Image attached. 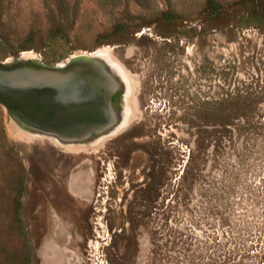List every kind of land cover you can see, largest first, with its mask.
<instances>
[{
	"label": "rangeland",
	"instance_id": "1",
	"mask_svg": "<svg viewBox=\"0 0 264 264\" xmlns=\"http://www.w3.org/2000/svg\"><path fill=\"white\" fill-rule=\"evenodd\" d=\"M0 264H264V0H0Z\"/></svg>",
	"mask_w": 264,
	"mask_h": 264
},
{
	"label": "bare ground",
	"instance_id": "2",
	"mask_svg": "<svg viewBox=\"0 0 264 264\" xmlns=\"http://www.w3.org/2000/svg\"><path fill=\"white\" fill-rule=\"evenodd\" d=\"M78 65H79V67H81V66L84 65V63L78 64ZM29 68H34V67H29ZM66 69H69V67H67ZM59 70L61 71V69H59ZM22 71H20V72H22ZM31 71L32 72H28V74H26V76L28 77V80L26 82V89L29 90V91H31V92L28 91L30 93V97L29 98H33V97H31V95L34 92L33 91V89H34V82H44V83H46L48 85H52V84L58 85L59 83H62V84L65 83V80H66V74H59V75L56 74V75H53V74L45 73L46 71L45 72L43 71L44 73H41L40 71H37V70H34V69H32ZM70 71H74V70L70 69ZM18 72L19 71H16L17 75L20 74ZM108 72H110V74H115L114 72H116V70L114 68H112V67H109V70H107L105 72V74L109 78H112L110 75L107 74ZM107 82H110V88H111V90L114 89V88H116V87H121V86H117L116 85V84H119V83H116L115 84V76H113L112 81L107 79ZM125 83L126 84L128 83V87H130V81L127 79V77L125 79ZM42 87H46V86H42ZM31 112L32 111H30V114H31ZM130 113H131V108L130 109L123 108L120 111H114V110H112L111 108L108 107V113H106L105 117L108 116V118L111 121L110 122V125L113 127L112 130L115 131L122 124H124L125 122H127V120L130 118ZM118 117H122V120L120 122H117ZM37 118H38V116H37ZM35 120H37V119H35ZM97 142H98V140H97ZM95 144H93V145H95ZM90 145L93 146L92 144H90ZM79 146H81V145H79Z\"/></svg>",
	"mask_w": 264,
	"mask_h": 264
}]
</instances>
